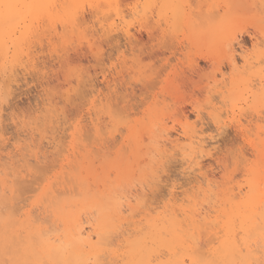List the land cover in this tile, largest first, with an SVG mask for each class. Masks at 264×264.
Returning <instances> with one entry per match:
<instances>
[{"label":"rangeland","instance_id":"rangeland-1","mask_svg":"<svg viewBox=\"0 0 264 264\" xmlns=\"http://www.w3.org/2000/svg\"><path fill=\"white\" fill-rule=\"evenodd\" d=\"M24 1L39 10L17 18L0 59V214L12 204L54 233L61 224L42 200L54 189L141 193L134 211L115 200L124 237L109 233L100 258L118 264L150 219L210 216L204 228L219 236L227 214L264 197V0Z\"/></svg>","mask_w":264,"mask_h":264},{"label":"bare ground","instance_id":"bare-ground-1","mask_svg":"<svg viewBox=\"0 0 264 264\" xmlns=\"http://www.w3.org/2000/svg\"><path fill=\"white\" fill-rule=\"evenodd\" d=\"M250 1L253 2L254 0H250ZM258 2H259V0H258ZM243 3H244V1H243ZM247 3H249V0ZM260 3L261 2H259L258 4L262 6V4H260ZM263 3H264V1H263ZM251 4L254 7L255 4L254 5H253V3H251ZM97 9H98V6H97ZM99 9H100V7H99ZM29 10H34V11L37 10L38 11L39 7L33 6V3H25L24 0H0V59H1V56H3V54L7 53L6 48H7V41H8L9 34H10L9 31H12L13 26L15 25L17 18L20 16H22V18H23V17H25V15L34 16L36 14L34 11H31L32 13L31 12L26 13ZM94 11H96V9ZM94 13H92L91 16L94 17ZM89 17H90V14H89ZM84 20L85 19L83 18V22H84ZM146 34L148 35V37L150 39H152L151 33L146 31ZM153 38H154V36H153ZM13 40H15V39H13ZM110 43H112V42H110ZM14 45H16V44L14 43ZM14 45L12 44V46H14ZM15 52H17V51H15ZM15 54H17V53H15ZM148 55H149V57L153 56V52L151 51V53L150 54L148 53ZM79 57H83V56H79ZM155 58H157V57L155 56L154 59ZM168 61H169V59H167V58L163 59L162 58L161 59L162 67H163V65L167 66ZM152 65H153V63H152ZM4 66H6V65H4ZM10 68H12V67H10ZM4 69H6V68H4ZM181 81H183V80L181 79ZM189 81H192V80H190V78H189ZM150 153H151V151H150ZM150 159H152L151 156H150ZM153 159H155V158H153ZM7 181L9 182V185H10V181L9 180H7ZM16 181H18V179H16ZM8 182H5V183L8 184ZM13 182L14 181L12 180V182H11L12 185H13ZM80 182L83 183V181H79V182L76 181L75 183H76V185H78L77 183H80ZM31 183H33V182H31ZM75 183H74V185H75ZM86 184L84 183L86 189H88V185L86 186ZM9 185H7L6 188ZM37 185H39V184H37ZM45 186H43L44 189H45ZM61 186L63 187V185H60L59 188ZM64 186L66 187V185H64ZM80 186H78V187L80 188ZM4 187H5V184H4L3 188ZM29 187L31 188V186H29ZM67 187H69V186H67ZM85 187L84 186L81 187L80 190H82V189L84 190ZM13 188H15V187L13 186L12 189H10L11 193H13L12 196L14 195ZM20 188L18 189V192L20 191V193H21V190H22V192H25L24 189L20 190ZM37 188L38 187H36V189ZM50 188H52V185ZM16 189H17V187H16ZM74 189H73V192H74ZM1 190L7 191V189H5V188L1 189ZM10 190H8V192ZM55 190L58 191L60 189H58V188L54 189V192H56L57 196L54 194H50L53 192L49 193L50 189L48 188L47 189L48 192L46 194H50L51 197H47L45 195L46 197L45 196H44L45 198L42 197V200L44 199L43 201L45 203H46V201H48V204L50 205V207L52 209H54V210H52L48 206L49 209H51V211L54 212L55 216L59 220V221H57L58 226L60 224L63 225V229L60 232H56L58 230L57 227H56L57 229H54L55 231L53 230L54 231V233H53L52 229L50 230L47 228V230H46V229L42 228L41 227L42 224L40 226H37V223H35L36 224L35 225L34 222H35L36 218L34 221H33V218H31L32 221L30 219H28V221L27 220H25V221L20 220V218L17 216L19 214V211L13 209L14 212L16 211V214H15L13 211L10 210L12 208V204H11L10 209L4 210V208H3L4 211L3 210L2 211L4 213L1 212L2 214H0V264H101V263L104 264L103 262H101V258L103 256L100 258L101 252L104 250L102 247L105 248V246L106 247L109 246L110 244H108V242L111 241L110 239H111V237H113L114 233H116L117 231L119 233L121 232V228H119V227L121 226L120 224H122L123 222L119 224L120 226L118 228L120 230L117 228V225H116V222L118 224L117 220L119 219V216L121 218V219H119L120 221L123 219L122 218L123 212L121 211V209H123L127 206V208H126L127 210L125 209L127 212L130 209L133 210L134 205H133V203L132 204L130 203V199L132 198V201H134L136 204V202L138 200L137 197L139 195H141V193L140 194L138 193L139 195L134 194L133 195L134 200H133V197H132L133 192L129 191V192H127L128 194L131 193V197H129V198L127 196H130V195H128L127 193H126L127 195L120 193V194H123L122 196L116 193L117 197L115 196V198H114V195H113V197H110L111 194L107 197H106V195H104L105 197L102 198L101 195L93 194L91 190H89V191L84 190L86 193L83 191L80 192V191L76 190L77 193L80 192V193H84V194H82V195L80 194L81 195L80 197L78 195V199H77L76 198L77 193L74 192L75 193L74 194L75 199H74L73 198L74 195L72 197V195H71L72 192H70L71 190H69V189L68 190L71 194L70 193L67 194L66 189H64V190L61 189L60 191H63V192L58 191V193ZM140 190H142V189H140ZM64 191L66 192V195L67 196L69 195V197L71 196V198H69V197L67 199L64 198V197H67V196H65ZM8 192H6V194L4 192V194L7 195ZM26 192H28V191H26ZM33 192H35V191H33ZM41 192H42V190H41ZM87 192L89 194L91 192V195L87 196ZM61 193H64V194H62L64 196L59 195ZM15 194H18L17 191H15ZM92 194L94 196H96V198L93 197ZM59 196L62 197V199H60V198L58 199ZM118 196H120V197H118ZM38 197H37V200H38ZM8 198H10V197H8ZM8 198L6 200H8ZM117 198L119 200H122L118 204H121V206H122V204H123L122 202H124V203L126 202L125 204H127V205L125 206V204H124L123 207H121V206L119 207V205H117V202L119 201ZM135 198H137V200ZM2 199L5 200L4 197H2ZM13 199L10 198L9 201L12 200V202H13ZM42 200H41L40 204H42V202H43ZM9 201H7V202H9ZM44 202H43V204H44ZM4 204L7 207H9L8 206L9 204H6V203H4ZM45 205H46L45 207H47V204H45ZM131 205H132V207L129 208V206H131ZM139 205H140V203H139ZM6 206H3V207L6 208ZM141 206H143V205H141ZM259 207L260 208L264 207V197H260V198L256 199L253 203L249 204L244 209H241V210L239 208L233 209V211H231V213L226 215L227 216V220H226L227 224L224 226V228L222 227L223 230L220 229L222 231V234L219 236H216V235H218V232L217 231L214 232L215 231L214 229L212 230V229L204 228V225L207 226L208 223H211V225H212V222H214V221L210 222L208 219L207 221H209V222L205 223V220L210 217L209 215H208L209 217L204 216L203 212H202L203 217H202V215H200L201 212L195 214L196 217L198 215V218H199V216H201L202 219L204 218V220L200 224L198 219L195 220L194 217L188 216L189 219L185 220L184 217L180 218L183 214H181V216H179L178 215L179 213L177 211H175V210H173L172 212L169 211L170 213H168L167 215L157 216L153 219L148 220L142 226L144 228H140L137 231H135L137 233V235H136L137 237L130 242L126 241L127 250L121 256L119 255L120 260H119L118 264H262L264 262V259L260 260L261 257L258 256L260 253L256 250V248L253 247V245L250 242V238L251 239L254 238V240H256L255 238H259L262 241H264V208L261 211H259ZM83 210H86V211H83ZM87 210H89L88 214L90 215V217L92 216L91 214L93 212H94L93 214L95 215V217L92 216L93 221H90L92 219H87L88 222L86 221L87 222L86 224L88 225V229L85 228L86 224H85V222L83 224V222L81 221L82 217H80L81 216L80 214H82L83 212H87ZM90 210L92 212H90ZM49 211H47V212H49ZM80 212H82V213H80ZM127 212H125V213H127ZM166 212H168V211H166ZM85 214H87V213H85ZM82 215H84V214H82ZM29 216H30V214H29ZM85 216H87V215H85ZM126 216H124V217H126ZM31 217H32V215H31ZM205 217H207V218L205 219ZM41 219H43V218H41ZM55 220H56V218H55ZM199 220H200V218H199ZM45 221L46 220L43 221L45 223L43 225H46V227L49 226L50 223L47 224L46 223L47 221L46 222ZM83 221H85V217H84ZM236 221H239L238 226H236V224H235ZM37 222H39V219ZM43 222H40V223H43ZM55 224H52L51 227L53 225L55 226ZM61 225L59 226V230L61 229ZM54 226H53V228H54ZM116 229H118V230L115 232L114 230H116ZM135 229H136V227H135ZM113 231H114V233H113ZM212 232H214V233H212ZM109 233H111L113 235H111V237H109L110 236ZM240 233H242L241 234V236L243 235L242 237L239 236ZM107 234H108V236H107ZM121 234H122V232L119 234V236H121ZM115 235H117V233ZM204 235L205 236L213 235L215 238L214 237H211V238L216 240V244L213 243L212 239L207 242L206 240H208L209 239L208 238V239H204V241L207 242L205 247H201V245L199 244V241H201L200 237L202 236L201 238H203ZM122 236H123V234H122ZM108 237L110 239H107ZM205 238H207V237H205ZM106 239H107V242H106ZM124 240H122V241H124ZM109 243H112V242H109ZM101 244H103V245L105 244V246H102ZM100 245H101V248H100ZM124 247H125V244H124ZM122 249H123V247H122ZM115 252H116V250H115ZM115 252H113L112 254H114ZM116 254H117V252H116ZM106 255L107 254H105V256ZM106 257H109V259H110V256H106ZM116 263L117 262H115V264Z\"/></svg>","mask_w":264,"mask_h":264}]
</instances>
